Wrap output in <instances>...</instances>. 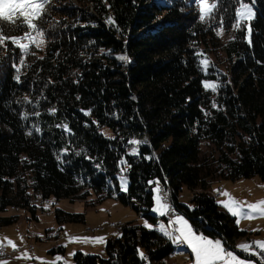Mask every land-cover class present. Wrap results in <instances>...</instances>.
Segmentation results:
<instances>
[{
	"label": "trees",
	"instance_id": "trees-1",
	"mask_svg": "<svg viewBox=\"0 0 264 264\" xmlns=\"http://www.w3.org/2000/svg\"><path fill=\"white\" fill-rule=\"evenodd\" d=\"M77 1L51 0L41 48L23 57L10 42L0 48V165L11 176L21 168L28 173L22 196L11 206L35 215V196L36 202L114 196L125 205L140 204L141 217L153 227L158 218L149 212L155 186L150 182L159 181L170 190L175 212L237 252L236 240L247 233L219 207L210 188L220 180L264 181V0H251L249 35L242 29L221 47L230 79L214 94L204 88L214 76L203 71L204 48L196 47H210L221 16L223 26L231 25L234 0H223L215 22L200 21L197 6L186 0L168 6L152 0ZM124 54L130 63L116 58ZM64 124L70 133L57 127ZM32 125L40 131L26 134ZM132 139L147 143L131 145ZM202 144L217 156L202 157ZM134 147L139 155H130ZM118 175L128 181L125 192L109 186ZM183 186L197 189L191 207L179 202ZM56 217L82 220L59 210ZM17 220L0 215V226ZM119 230V237L107 240L105 258L76 252L73 264L171 263L166 261L174 246L158 231L127 223Z\"/></svg>",
	"mask_w": 264,
	"mask_h": 264
},
{
	"label": "rangeland",
	"instance_id": "rangeland-1",
	"mask_svg": "<svg viewBox=\"0 0 264 264\" xmlns=\"http://www.w3.org/2000/svg\"><path fill=\"white\" fill-rule=\"evenodd\" d=\"M160 1L161 0H152L151 2L157 4ZM65 2L75 5L78 4L77 0H65ZM186 2L189 6L195 4L192 0H186ZM250 20L240 29H244L247 36L249 35L248 26ZM233 24L234 21L230 26H228V28L227 26H223L222 30L220 27L215 30L213 36L214 39L212 40L209 48L203 46L196 47L199 52L204 48L201 60L206 58L207 61H210V66H207L206 68L202 65L201 66L206 74L214 76V80L207 81L219 84L220 87L218 90L222 86L227 85L230 79L226 70V61L224 60V54L221 51V47L232 39L236 32L240 31L236 30L233 27ZM217 32H220L221 34L218 35ZM209 91L211 90L209 89ZM217 92L212 93L214 94ZM33 131H35V128L32 125L30 129L27 130L26 134L29 132L32 133ZM21 149L22 162L26 163L27 158L25 155L24 142L21 143ZM217 154V151H214L211 146L204 144L201 145L202 157L211 158L216 157ZM26 175L28 176V173ZM26 175L22 172L21 168L15 176H11L5 168L0 165V215H17L18 217L16 222L0 226V244H3L9 251L13 250L10 245H7V241L5 239L7 238L15 243L17 246L16 248H23V252H21L17 258L14 260L0 259L3 260L0 261V264H42V261L47 262V264H65V262L66 264H73V257L76 252H82L87 255H97L105 258L107 255L105 250L107 240L109 238L119 237V229L122 224L127 223L128 225L136 228L148 229L144 226L145 221L147 220L141 217L140 214V204L133 202L131 205H125L114 196L106 197L101 201H96L94 196L88 198L87 200L49 198L44 199L43 203L38 201L36 202L34 199L39 197L35 196L32 197L31 201H33V204H38V206L36 207L37 209L35 211V215H31V213L26 209L11 206L12 203L16 202L23 194V178H26ZM121 177L124 178L123 183H126L127 188L128 181L124 175H118L116 179L109 182V186L114 188V190H118V193L126 191L122 190ZM212 188L215 194L213 197L216 203L218 201H226L228 199V197L221 194L225 191L241 202L247 201L249 203H256L257 201L264 199V182H262L257 176L251 178H241L236 181L220 180L214 183ZM196 191L197 189L190 190L188 187L183 186L178 197L179 202L190 206L189 201ZM164 192L167 193V197L171 200L170 190L164 189ZM154 206L155 203L153 199V204L149 208V212L158 218L156 222V231H159L158 229L161 224L165 225V227L170 230L176 228V225H171L169 223L174 217L171 218L169 215L160 216L159 214L154 213L152 211ZM57 210L65 214H80L82 215V220L74 222L58 220L56 217ZM175 214L176 213H174L173 216ZM182 216L186 218L184 215ZM235 220L237 223V218H235ZM250 222L262 224L264 223V217H256L253 219L243 218L240 219L237 225L242 228L248 226V223ZM147 223L151 225L149 221H147ZM87 229L92 230L86 232ZM70 237H102L104 240L103 242L95 243L83 241L70 242ZM170 242L175 247L176 243H173L171 240ZM188 249L190 250V248ZM57 256L62 257L63 260L55 262V258ZM177 256L178 255L170 256L171 258L169 257L166 262L174 263L173 260L177 259L175 258Z\"/></svg>",
	"mask_w": 264,
	"mask_h": 264
},
{
	"label": "snow or ice",
	"instance_id": "snow-or-ice-1",
	"mask_svg": "<svg viewBox=\"0 0 264 264\" xmlns=\"http://www.w3.org/2000/svg\"><path fill=\"white\" fill-rule=\"evenodd\" d=\"M192 2L195 3L199 10L200 21L215 22L223 0H192ZM234 4L236 7L233 27L236 30H240L254 16L253 10L255 5L251 0H234ZM50 8L51 0H0V48L6 47V42H10L15 49H19L22 57L30 54V50L33 47L37 49L41 48L45 43L46 36V30L42 27V24L46 22V17L49 14ZM109 22L114 23L111 18H109ZM219 24L222 30L224 25L223 16L219 18ZM10 31H20L22 32V35L10 36L8 35ZM217 34L220 35L221 33L217 32ZM200 55L203 56V54ZM116 58L123 61L125 64L131 62L126 54L119 55ZM41 59H43V57H41ZM19 63L24 65V59L21 58ZM201 65L206 68L207 66H210V61H207V59L204 58L201 60ZM203 84L206 90L210 89L212 92H217L220 87L216 82H209L207 80L204 81ZM77 99H79V97ZM25 100H27V98H25ZM28 102L32 103L31 101ZM34 106L38 107L39 102H35ZM213 107H216L215 103H213ZM84 111L85 115L91 114V109ZM49 112L54 114L55 109H49ZM33 114L37 117L40 115L38 111ZM205 114L207 115V113ZM21 118L27 120L28 114H24ZM33 127L35 128V131H40V128L36 125H33ZM57 127H63L69 133L71 132L66 124L57 125ZM28 134L31 135L32 133L29 132ZM109 138L115 139V137ZM128 143L131 145H140L146 144L147 141L132 139L129 140ZM63 152L67 153V149H64ZM79 154L80 153H76V155ZM130 155H139L138 148L134 147ZM120 163L126 164L127 161L121 160ZM121 171H124V169L122 168ZM121 180L122 190H126V183H123L124 178L121 177ZM150 183H154L155 185L152 189L155 203L152 211L160 216L173 215L175 209L172 204L167 201V193L161 188L160 182L155 181ZM221 194L228 197V199L226 201H218V203H220L221 206L224 207L233 217L237 218V223L243 218L253 219L256 217H264V199H261L256 203H249L247 201L241 202L236 200L227 191ZM169 223L171 225H177L178 227L170 230L169 228H166L165 225L161 224L158 230L173 243L186 244L187 247L191 249L193 264H248V262L238 257L232 251L227 250L220 239H210L203 233H199L182 215H174V218L171 219ZM144 226L146 228L152 227L147 221H145ZM5 239L7 245H10L16 250L17 246L15 243L10 239ZM69 240L70 242L83 241L95 243L103 242L104 238L70 237ZM254 244L261 249V253H264V241H257L254 242ZM2 247H4V245L0 244V248ZM238 247L245 252H249L252 245L245 243L238 245ZM140 256L145 258L142 252L140 253ZM62 260L63 258L60 256L55 258V262H60ZM42 264H47V262L42 261Z\"/></svg>",
	"mask_w": 264,
	"mask_h": 264
},
{
	"label": "crops",
	"instance_id": "crops-1",
	"mask_svg": "<svg viewBox=\"0 0 264 264\" xmlns=\"http://www.w3.org/2000/svg\"><path fill=\"white\" fill-rule=\"evenodd\" d=\"M239 180V179H238ZM236 181V180H235ZM262 182H264V181H262ZM210 193L212 194V196H214L215 194H214V191H213V188L211 187L210 188ZM217 204H218V202H217ZM219 205V207L222 209V210H224V211H226V209L224 208V207H222L220 204H218ZM227 212V211H226ZM176 214H178V215H182L181 213H179V212H175ZM228 214H229V212H227ZM175 214V215H176ZM171 218L172 217H174L173 215L172 216H170ZM169 217V218H170ZM185 219H187V218H185ZM166 220H168V219H166ZM188 220V219H187ZM188 222H189V220H188ZM190 223V222H189ZM235 223H236V220H235ZM150 224H152V223H150ZM156 224L157 223H154L153 225V227H152V229H154V230H156ZM237 224V223H236ZM238 226V225H237ZM176 227H178L177 225H176ZM238 228L240 229V230H244V231H246V235L247 236H243V237H241V238H239V239H237L236 240V244H235V246H236V251L237 252H235V251H232L234 254H236L238 257H240L241 259H243V260H245L246 262H248V264H259L256 260H255V258L252 256L253 254L251 253V251H249V252H245V251H243V250H241L239 247H238V245H241V244H245V243H247V244H249L250 242H252L253 241V243L254 242H257V241H264V223H262V224H258L257 222H254V223H248V226H246V227H242V228H240V226H238ZM87 232V231H86ZM159 232V231H158ZM159 233H161V232H159ZM162 234V233H161ZM163 235V234H162ZM165 236V235H164ZM166 237V236H165ZM209 237V236H208ZM210 239H213V238H211V237H209ZM184 245V244H183ZM224 245V244H223ZM184 246H186V245H184ZM187 247V246H186ZM224 247L227 249V250H229L225 245H224ZM11 248V247H10ZM175 248V247H174ZM259 248V247H258ZM181 249H182V252H174L173 253V255H178L177 257H175V258H177V259H174L173 261H174V263H177V264H193V256H192V254H191V249L189 250L188 249V251L187 252H185L184 250H183V247H181ZM260 249V248H259ZM14 250V249H13ZM174 250V249H173ZM229 251H231V250H229ZM21 252H23V250L22 251H20V252H18L17 254H14L13 255V257H11V258H9V259H3V260H10V259H12V260H14L15 258H17L18 257V255L21 253ZM238 252L239 253H242V255H239L238 254ZM181 255H183V256H185V257H187V258H185V257H183V256H181ZM170 257V256H169ZM171 258V257H170ZM3 260H0V261H3Z\"/></svg>",
	"mask_w": 264,
	"mask_h": 264
},
{
	"label": "built area",
	"instance_id": "built-area-1",
	"mask_svg": "<svg viewBox=\"0 0 264 264\" xmlns=\"http://www.w3.org/2000/svg\"><path fill=\"white\" fill-rule=\"evenodd\" d=\"M167 201L169 202L168 197L166 196ZM174 208V207H173ZM172 216V215H169ZM1 249V255H3V247L0 248ZM23 248H16L15 250V254H17L18 252L22 251ZM251 253L253 254L252 256L255 258V260L259 263V264H264V253H261V249H257V246H252L250 248ZM173 252H181V244H176L174 250L170 253V256L173 255ZM5 256V255H3Z\"/></svg>",
	"mask_w": 264,
	"mask_h": 264
},
{
	"label": "bare ground",
	"instance_id": "bare-ground-1",
	"mask_svg": "<svg viewBox=\"0 0 264 264\" xmlns=\"http://www.w3.org/2000/svg\"><path fill=\"white\" fill-rule=\"evenodd\" d=\"M160 2H162V3L164 4V3H165V0H162V1H160ZM168 193H169V191H168ZM169 194H170V193H169ZM168 199H169V203H171V202H170V198H168ZM39 202H43V201H39ZM34 205L38 206V204H34ZM91 230H92V229H87L86 231L89 232V231H91ZM249 244L252 245V246H256L253 242H250ZM181 247H183V250H184L185 252L188 251V248H187L186 246H184L183 244H181ZM257 249H259V248L257 247ZM181 252H182V249H181ZM173 253H174V252H173ZM14 254H15V250H11V251H9V250H7L5 247H3V255H5V256H3V255H1V249H0V259H7V258H10V257H12ZM143 264H157V263H154V262L149 261V260H145V261L143 262ZM165 264H177V263H165Z\"/></svg>",
	"mask_w": 264,
	"mask_h": 264
},
{
	"label": "water",
	"instance_id": "water-1",
	"mask_svg": "<svg viewBox=\"0 0 264 264\" xmlns=\"http://www.w3.org/2000/svg\"><path fill=\"white\" fill-rule=\"evenodd\" d=\"M162 1V0H161ZM170 1L169 0H165L164 4H168ZM158 4H161L160 2H158Z\"/></svg>",
	"mask_w": 264,
	"mask_h": 264
}]
</instances>
